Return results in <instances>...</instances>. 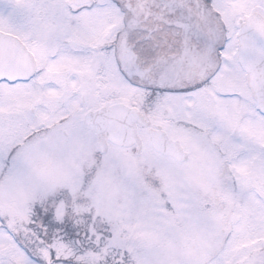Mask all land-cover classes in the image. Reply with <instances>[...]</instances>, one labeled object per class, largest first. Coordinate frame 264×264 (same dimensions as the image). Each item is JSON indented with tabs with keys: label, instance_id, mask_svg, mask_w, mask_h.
Returning a JSON list of instances; mask_svg holds the SVG:
<instances>
[{
	"label": "snow or ice",
	"instance_id": "snow-or-ice-1",
	"mask_svg": "<svg viewBox=\"0 0 264 264\" xmlns=\"http://www.w3.org/2000/svg\"><path fill=\"white\" fill-rule=\"evenodd\" d=\"M0 264H264V0H0Z\"/></svg>",
	"mask_w": 264,
	"mask_h": 264
}]
</instances>
